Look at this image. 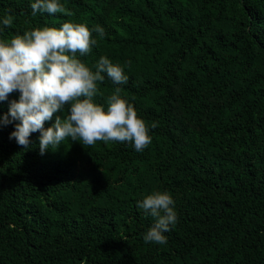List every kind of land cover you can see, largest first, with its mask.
I'll list each match as a JSON object with an SVG mask.
<instances>
[{"label": "trees", "instance_id": "1", "mask_svg": "<svg viewBox=\"0 0 264 264\" xmlns=\"http://www.w3.org/2000/svg\"><path fill=\"white\" fill-rule=\"evenodd\" d=\"M34 2L0 0V41L104 28L78 58L129 79L105 76L93 102L107 111L120 87L151 143L69 138L41 154L39 132L26 150L9 139L19 121L0 125V264H264V0H58L71 15H33ZM55 115L67 107L45 129ZM156 192L175 202L166 244L143 239L155 219L137 202Z\"/></svg>", "mask_w": 264, "mask_h": 264}, {"label": "clouds", "instance_id": "2", "mask_svg": "<svg viewBox=\"0 0 264 264\" xmlns=\"http://www.w3.org/2000/svg\"><path fill=\"white\" fill-rule=\"evenodd\" d=\"M32 14L39 13L71 15L58 0H35ZM14 17L5 15L4 27L13 25ZM97 33L93 38L92 32ZM105 30L97 25L92 31L83 24L64 23L60 29L36 28L17 35L10 42L0 41V101L19 92L8 113L0 116V125L15 124L9 139L28 149L30 136L39 132L41 154L58 148L65 139L93 146L97 141L130 142L137 152L150 143V129L138 118L134 107L122 99V89L116 87L107 99V111L93 102L97 83L105 76L115 85H123L129 77L119 65L107 57H100L90 70L79 58L88 54L103 39ZM55 123L45 129L46 121L54 114ZM10 117V118H9ZM154 128L155 125H152ZM174 200L167 193L156 192L137 202V207L155 219L154 225L144 234L145 243L166 244L164 235L177 223Z\"/></svg>", "mask_w": 264, "mask_h": 264}]
</instances>
